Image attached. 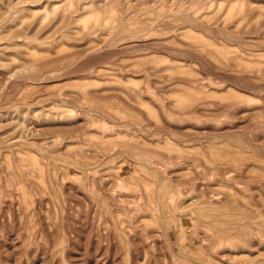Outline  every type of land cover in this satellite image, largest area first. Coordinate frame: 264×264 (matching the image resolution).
Returning a JSON list of instances; mask_svg holds the SVG:
<instances>
[{
	"label": "rangeland",
	"instance_id": "1",
	"mask_svg": "<svg viewBox=\"0 0 264 264\" xmlns=\"http://www.w3.org/2000/svg\"><path fill=\"white\" fill-rule=\"evenodd\" d=\"M0 264H264V0H0Z\"/></svg>",
	"mask_w": 264,
	"mask_h": 264
}]
</instances>
